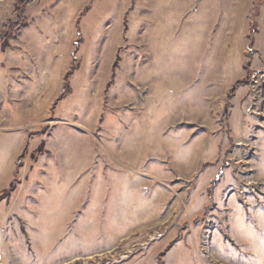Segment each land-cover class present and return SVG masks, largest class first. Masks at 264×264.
Returning a JSON list of instances; mask_svg holds the SVG:
<instances>
[{"label":"rangeland","instance_id":"374dc122","mask_svg":"<svg viewBox=\"0 0 264 264\" xmlns=\"http://www.w3.org/2000/svg\"><path fill=\"white\" fill-rule=\"evenodd\" d=\"M21 1L0 0L8 263L264 264V0Z\"/></svg>","mask_w":264,"mask_h":264},{"label":"trees","instance_id":"16d2710c","mask_svg":"<svg viewBox=\"0 0 264 264\" xmlns=\"http://www.w3.org/2000/svg\"><path fill=\"white\" fill-rule=\"evenodd\" d=\"M24 3V1L22 0L21 1V4H23ZM14 25H16L15 26V29H17L16 27L18 26V24L17 23H14V24H11L9 27V31H8V39H9V37L10 38H14V37H16V35H17V33H18V30H19V26H18V29H17V31H16V33H15V29H14ZM11 26H12V28H11ZM12 34H11V33ZM250 39V38H249ZM252 43V40H250V44ZM7 46V45H6ZM10 46V45H9ZM8 46V47H9ZM245 81V80H244ZM244 83H243V81H239V82H236V83H234V85L232 86V88L229 90V92H228V94H227V97H226V106H225V111H226V114H227V112H228V108H229V104H230V101H231V99H232V97L234 96V94H235V92H236V90H237V88L240 86V85H243Z\"/></svg>","mask_w":264,"mask_h":264},{"label":"built area","instance_id":"2783aa9c","mask_svg":"<svg viewBox=\"0 0 264 264\" xmlns=\"http://www.w3.org/2000/svg\"><path fill=\"white\" fill-rule=\"evenodd\" d=\"M1 233H2V230H1V225H0V240H1ZM0 264H7L6 263V259H5V255H4V251L0 245Z\"/></svg>","mask_w":264,"mask_h":264},{"label":"crops","instance_id":"0c3cea01","mask_svg":"<svg viewBox=\"0 0 264 264\" xmlns=\"http://www.w3.org/2000/svg\"><path fill=\"white\" fill-rule=\"evenodd\" d=\"M3 251H4V249H3ZM4 255H5L6 263L9 264V263H8V260H7V255H6L5 252H4ZM71 257H72V256H71ZM71 257H70V258H71ZM73 257H74V256H73ZM66 259H68V258L61 259V260L58 261V263L64 262V261H66Z\"/></svg>","mask_w":264,"mask_h":264}]
</instances>
